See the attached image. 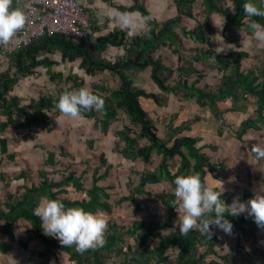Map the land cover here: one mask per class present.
Instances as JSON below:
<instances>
[{"label": "trees", "instance_id": "1", "mask_svg": "<svg viewBox=\"0 0 264 264\" xmlns=\"http://www.w3.org/2000/svg\"><path fill=\"white\" fill-rule=\"evenodd\" d=\"M174 2L179 19L169 21L163 26H160L155 21L149 22V12L140 6H135L130 10L140 12L143 15L144 21L149 22L151 30L144 36L135 38L128 44L125 34L114 33L106 39H100L95 43H92V37L89 44H74L63 36L47 35L30 46H18V48L11 52L7 68L3 72H0V117L5 118L4 121H0V134L5 131L7 126L15 123L14 116L23 118V122L18 126L32 135L41 134L43 131H46V134H50L52 124H56V117L60 113L54 105L58 101L60 94L72 91L71 89L60 91L57 96H50L41 92L38 97L30 96L28 102L22 97L23 95L13 92L21 80L35 77L36 71L39 68L47 69L52 80H64L67 84L71 83L72 88L74 87L76 90L86 86L82 80L74 75L65 77L62 73L53 74L51 69L57 66V63L49 59V56L60 53L63 56V60L69 63L81 61L80 69L90 79L96 78L99 74H107L118 80V87L114 90H111L101 82L91 84L93 86L92 93L104 100V108L99 112L95 110L84 112L83 116L84 119L95 120V124L101 128V133L105 136H110L114 132L115 134L113 135H115L116 141L113 150L122 154L123 160L131 161V163L135 164L137 174L140 176V185H128L132 187V191L130 195L124 198L125 202L135 204L136 196L141 194L152 197L150 193L152 191L149 190L147 183L168 182L175 188L173 181L180 175L199 174L202 182L209 186L206 176L208 174L213 175L214 170L218 168L225 170V167H216L215 164L211 163L208 155L202 153L204 146H198L199 142L202 141L201 138L183 135L185 132H190L193 126L200 121V118H191L178 127H174L173 125L168 126L167 138L162 139L159 135L157 123L149 117V113L141 105L140 100L141 98L152 99L156 106L161 109L167 107V100H164L163 97L155 93L147 92L145 89L134 86L133 80L127 78L125 72L132 69L139 71L149 69L151 79L161 90V93L166 96L173 95L178 102H181V100L191 102L193 100L200 108H208L211 114L214 117H218L219 122L221 121L220 126L224 125V121L221 118V114L216 110V104L225 103L228 99L236 103L240 98H243V100L254 98L257 103V118L243 121L235 133L236 138L242 140V137L249 129L260 131L264 127V71L244 73L241 68L243 58L247 55L245 53L233 52L226 57H219L213 54L211 52L213 50L208 42V34L204 31V28L210 31L208 18L212 14L220 15L225 20L226 26L224 31H227L231 27L238 30L243 28L244 24L238 21L237 17L232 14L231 9L226 8V4L232 7L235 6L237 13L240 16H244L243 4L247 0H201L207 17L204 25L197 27L193 31L182 32L185 38L193 40L201 48L197 50L193 57L187 56L191 58L192 63L203 62L205 61L204 59L213 56L216 67L224 75L221 76L220 84L216 88V91L212 92L206 87H196V83L190 82L192 74H184L182 68H179L178 73L181 75V79L176 85H171L175 72H173V69L165 67L161 58L155 60L154 55L159 51L160 47L166 46L167 43L170 48H178V35L174 30L178 28L182 17L194 19L193 6L198 0H174ZM252 2L257 7L264 8L263 4H259V0H252ZM255 19L264 25V18L257 17ZM109 47L122 48L125 52L124 59L117 60L115 63L104 60L103 54ZM173 53L179 56V63L182 62V59L184 60V55H180L179 49L174 50ZM12 72L15 74L14 77H10ZM25 100L27 103H25ZM51 113L54 116L52 118L50 116ZM121 113L122 117L119 119ZM124 115L130 120V125L126 123ZM121 123L123 126L122 130H118V125ZM218 134H222V128L219 129ZM143 141L147 143L143 144ZM119 143L122 144V147H119ZM86 144L89 149H93L95 141L89 140L86 141ZM59 147L64 149L62 144H59ZM62 151L63 156H66L65 151ZM0 153L5 155L9 160L14 158L12 154L7 153V139L5 138H0ZM48 153V158L44 163L47 165L53 164L55 162V154L51 151H48ZM99 159H104L103 162L107 164L104 154H101ZM178 160H180V163L177 165ZM157 161L158 163L155 164ZM139 162L146 166L144 171L137 169ZM101 164L100 166H102ZM152 165H155L154 169H147V167ZM105 168L104 174H100V167H96L93 170V174L89 175L92 179V186L88 190L85 187V181L87 180L85 174L87 172L90 173L89 169L80 174L70 172L68 176H63L60 180L49 179L48 173H44L42 175L43 182L41 186L27 190L23 202L6 205L8 212L6 214L0 213V220H4L7 224L18 219L25 220L32 226L30 232L47 249H61L67 252L72 260H75L77 263H82L81 259H83L87 262L92 261L93 264H105L104 260L106 257L99 255V253L102 251L109 252L117 246L115 235H107L105 233L106 244L102 248L88 250L84 253L73 252L70 247H63L58 239L46 236L41 228L39 217L34 215V210L37 207L36 204H32L31 206L26 205L31 193H38L47 196L49 199L60 200L66 208L82 207L86 211L93 213H97L98 211L110 213L113 210V206L108 202L110 196L106 188L100 185V182L109 176L110 169L108 166ZM174 170L176 172L172 173ZM131 182L133 183V179ZM69 188L73 189L75 194L78 195L86 193L89 199H69L67 197ZM147 190L150 192H147ZM249 198V192L244 190L239 200L246 203ZM158 199L164 205V209L170 210V208L176 206V199L172 192H164ZM221 199L225 204L232 203L231 197L226 193L222 194ZM136 209L141 210V207L138 206ZM174 214L173 210L172 215L174 216ZM226 219L233 225L232 233L238 238V247H241L243 239L256 243L258 236L264 234V229L258 228L253 219L247 216V214H241L238 217L226 216ZM168 227L170 226L164 225L162 222L141 223L135 230L136 233L139 230L142 231L139 248L144 247L149 239L156 237L154 233ZM213 238L212 236L211 240H209L203 235L200 239L188 236L182 237L179 240L174 235L162 240L155 252L162 254L165 249L178 244L181 246L178 264H205L201 258L192 256V253L199 246L198 243L204 242L207 246H212Z\"/></svg>", "mask_w": 264, "mask_h": 264}, {"label": "crops", "instance_id": "2", "mask_svg": "<svg viewBox=\"0 0 264 264\" xmlns=\"http://www.w3.org/2000/svg\"><path fill=\"white\" fill-rule=\"evenodd\" d=\"M20 2L23 4L25 0H20ZM77 2L85 12L90 24L93 26L94 35L92 43H95L100 39L104 40L111 34L121 33L126 35L128 44L135 38L144 36L151 30L149 22L155 21L160 26H163L167 22L175 20L173 19L174 0H77ZM259 2V4L264 5V0H259ZM199 3L202 8V2ZM13 6H16V0H14ZM135 6H140L149 12L150 18L147 24L145 23L143 15L140 12L130 11ZM194 7L198 8V5L195 3ZM229 9H231L232 14L237 17L238 21L243 23L244 26L240 30L231 27L228 28L227 31H224L226 26L225 20L220 15L212 14L208 18L210 23V31H207L204 28V31L208 34V42L213 50V52H211L219 57H226L228 54H232L233 52L245 53L247 55L243 58L241 68L244 73H257L264 71V42L252 40L250 31L247 29V25L244 23L243 15L240 16L236 9L232 11V6L229 7ZM198 18H196V20ZM206 18L207 17L205 15L203 18V24H199L197 22V25L193 30L199 26H203ZM186 20L192 24L195 19L187 18ZM211 22H213V25ZM212 26L218 30L217 33H215ZM218 35L221 36L223 40ZM216 39L219 40V43H217L215 51V48L213 49L212 43ZM13 40L16 39L14 38ZM250 40L251 44L249 43ZM191 41L194 42L193 40ZM166 46L168 47V43ZM16 48H18V45L15 47V49ZM200 48L201 47L198 45V50ZM176 49L178 48L168 47L170 54H173L172 52ZM157 53L158 55L165 57L166 61L167 59L169 60L168 54H164L160 51ZM124 56L125 52L122 48L109 47L103 54V59L110 63H115L117 60L124 59ZM52 57L54 56H49V59L53 60ZM183 58L184 60L182 59L181 64L190 59L188 56H183ZM204 60L205 61L203 62H199L200 65H202L201 63L205 64V66L203 65L200 70L195 69L193 67V63L189 64L188 62L186 72L192 74L190 77V82L196 83V87L202 88L207 86L209 91L215 92L216 88L220 84V78L224 75V73L221 70L219 71V69L216 67L213 56ZM53 61L57 64H60V67H65V65H61L60 59H55ZM176 63H178V61H176ZM74 64L77 65L75 66L76 71L65 68L62 69L64 75L67 72L68 75L74 74L78 78L86 77L89 83H86L87 86H90L91 83H97L95 78L91 79L94 82L90 81V78L87 77L85 72L80 69L81 61H77ZM207 64L211 65L207 66ZM53 68L51 69L52 72ZM69 68H71V66H69ZM39 69L36 71L35 77L21 80L20 82H22V86L23 82L25 81H42L44 76L49 74L47 69H45V73L39 71ZM178 69L179 67L177 66L176 70ZM203 70H205V72L201 73L200 71ZM184 71L185 70H183V72ZM176 72L178 73V71ZM56 73H61V70ZM193 74H195V77H193ZM125 75L127 78L133 80L134 86L140 89H145L144 84H147L151 90L147 91L145 89L147 92L155 93L156 95L163 97V95H161L163 94L161 93V90L152 81L151 72L149 69L146 71H139L137 69L127 70ZM49 80L48 83H50ZM153 84L156 85V89L159 90L160 93L151 87ZM21 88L22 87H15L13 92L20 94L18 90ZM39 93H41V91H38L34 96L33 94H30V96L36 97ZM20 95H23L22 97L26 99V95L22 94V92ZM169 97L170 95H165V100H167L166 98L169 99ZM142 99L143 98H141L140 103L143 106ZM145 102L146 105L148 104L147 108L155 106L156 109H161L156 106L152 99H145ZM25 103H27L26 100ZM179 103H188L190 106L199 107L195 102H193V100H191V102H187V100H181ZM201 109H203L201 114H194L195 116H191L187 119L189 120L191 118L200 116V121L193 126L190 132H185L183 135L186 134L185 136H192L195 138L199 137L202 141H204V138L201 136L202 134L195 132V127L200 126L203 134H205L206 131L211 132L210 130H213L214 139L212 145L204 146V144H201L200 147L204 146L202 153H205L206 155H208V153L205 152L204 149L208 148L209 150H214L215 154L213 158L208 155L211 163L215 164L216 167L224 166L225 170L218 168L214 170L213 175L208 174L206 176L207 184L210 186V188L218 189V185L215 180L223 181V193H226L229 197H231L232 201L234 200V195L232 194L236 193V189L241 184H243L244 187L240 188L241 192H237L238 199L242 197L244 190L249 192V200L252 199L255 194L264 195V159L258 160L248 154L252 153L250 151L252 145H258L264 148V127H262L260 131L249 129L242 137V140L237 139L235 135L243 121H246L250 118H257L256 100L254 98H248L244 100L243 98H240L238 102L233 103L228 99L225 103L216 104V110L219 114H221V118H223L224 121L223 126H220L221 121L218 122L216 120L218 117H214L208 108H200V110ZM13 119L15 123L13 125L7 126L5 131L0 134V138L7 139V153L14 156L12 160H9L5 155L0 153V213L6 214L8 212L6 205L11 203L13 204L15 202H23V198L27 190L39 188L43 182L42 175L44 173H48L49 179L60 180L62 179V174L68 175L70 172L80 174L89 169L90 173L87 172V174H85L87 179L85 181V187L87 190L91 188L92 179L89 175L93 174V170L97 166L92 167L89 164V156L91 153L90 150L93 149L89 150L85 140L81 141L83 147L80 151L66 148V156L59 155V150H57V147L55 150L47 148V137H43V141H41V147L37 149L34 145H31L32 140H25L24 135L26 131L18 126L23 122V118L14 116ZM19 119H21V121ZM4 120L5 118L0 117V121ZM213 121H215V123H213ZM206 124L207 126L212 127L207 129ZM180 125L181 124L175 125L174 127H178ZM12 127L18 133H14V136H9V130ZM220 128H222V135L218 134ZM53 129L54 128H51V131ZM51 131L49 132L50 134ZM43 133L46 134L47 132L43 131L41 134ZM50 134L46 135H48L53 141H56L59 137L58 133L57 139H52ZM258 136L262 137V139H253L254 137ZM106 137L112 136L110 135ZM74 140L75 141L72 143L80 142L76 135L74 136ZM112 140L104 142L103 145L108 148L104 149L100 155H105L107 166L110 169L109 176L106 180H104V182L108 181V183L107 185L106 183H102V186L106 188V191L110 196L108 202L111 206H113V210L110 213L103 211H98L97 213H102L104 215V218L107 220L106 234L115 235L117 246L109 252L102 251L99 253V255L106 257L104 260L105 264L109 263L111 260L116 261L118 264H178V256L181 246L178 244L173 245L165 249L162 254L156 253L155 250L160 246L162 240L174 235H176L179 240L182 237L188 236H193L200 239L203 235L200 232L192 231L186 236H180L179 228L176 224L178 219V213L176 212V209L178 208L179 202L176 200V206H173L170 208V210L167 208L164 209V205L158 199V197L163 192L161 194H156V191H154L159 184L165 187L166 185L169 186L170 183L168 182L147 183L149 190L152 191L150 192L147 190V192H150L152 197H149L146 194L137 195L135 204H132L131 202H125L124 200L126 196L130 195V192L123 194L119 193L118 195L111 194V192H113V190L118 187L113 186L112 188V185H110V182L112 181H116L118 184H120L119 186L140 185V179H133L132 183L130 182V177H128L127 180L117 177L114 178V176L120 173L121 170H130L131 168H134L135 164L133 162L131 163V161L123 160V158L119 156L118 158L120 161L118 163L114 162L119 159H115V151L112 148ZM220 140H222V142H220ZM17 141L19 144L16 147H11V144ZM28 141H30V143H28ZM202 141H200L199 144ZM235 142L237 143L232 145ZM223 143L227 150H229V156H232L231 154L233 153L238 154V157L233 155L232 157H229L231 159H227L229 162L228 165L235 167L237 170L235 171V169H233V172H231L232 177H234L233 179H221L216 173L219 171L221 174L229 176L226 172L227 166L224 163L226 159L219 162L217 160H213L216 155L224 154L222 148ZM57 145L59 144H56V146ZM86 147L88 149H86ZM48 151H51L55 154V162L49 165L44 163V161L48 158ZM107 154H113V160H110L106 156ZM77 159L86 161L88 164L84 162H78ZM243 159L247 162L241 163ZM56 162L57 164H55ZM255 166H258L262 169V176H256L254 171ZM145 168L146 167H137V169L140 171H144ZM147 169L149 168L147 167ZM105 170L106 168H103V171L100 170V174H104ZM243 170L247 174L246 178L240 176V172ZM72 190L69 188V194L67 196L69 199H89V196L86 193L78 195L75 194L74 190ZM172 190L173 187L169 186L166 192L173 193ZM42 197L45 196L38 193H31L30 197L27 199L26 205L31 206L32 204H36V206H38L41 203ZM138 206L141 207V210L136 209ZM173 210L175 212L174 216L172 215ZM151 222H162V224L169 225L170 227L154 233L156 237L149 239L144 247L139 248L142 238V231L139 230V232L136 233L135 230L141 223L148 224ZM31 228V224L23 219L15 220L10 224H7V222L4 220H0V264H86L92 262H87L81 259L82 263H77L75 260H72L71 256L67 252H64L61 249H47L46 246L30 232ZM212 232L214 233L212 246L209 247L204 242L198 243L199 246L195 248L192 256L201 258L205 264H264V234H260L258 236L256 243L243 239L241 247H238V238L233 233L231 235H226L223 231L216 228H212ZM225 246H227V248ZM70 248L71 251H76L74 246Z\"/></svg>", "mask_w": 264, "mask_h": 264}, {"label": "clouds", "instance_id": "3", "mask_svg": "<svg viewBox=\"0 0 264 264\" xmlns=\"http://www.w3.org/2000/svg\"><path fill=\"white\" fill-rule=\"evenodd\" d=\"M13 2L14 0H0V46H8L29 19L27 5L16 0L14 7ZM234 10L235 6L232 11ZM243 13V20L252 40L264 42V25L255 19L264 18V8L257 7L252 0H247L243 4ZM249 43L251 44V40ZM54 106L62 116L82 120L84 112L102 111L104 100L93 94L89 88L82 87L60 94ZM250 151L256 159H264V148L252 145ZM215 182L218 189L203 183L199 174L180 175L174 179L173 194L179 202L176 224L180 236L197 231L211 240L214 235L212 228L231 235L233 225L226 216L238 217L244 213L253 219L258 228L264 229V195L255 194L246 203L236 198L231 204H225L221 199L224 192L223 181ZM34 215L39 217L43 233L58 239L63 247L74 246L77 252L84 253L102 248L106 244L107 220L102 213L86 211L82 207L66 208L60 200L45 196L35 208Z\"/></svg>", "mask_w": 264, "mask_h": 264}, {"label": "rangeland", "instance_id": "4", "mask_svg": "<svg viewBox=\"0 0 264 264\" xmlns=\"http://www.w3.org/2000/svg\"><path fill=\"white\" fill-rule=\"evenodd\" d=\"M201 0H198V2H196V4L198 5V8L197 7H194L193 6V18L195 19L193 21L192 24L189 23V21H187L186 17H182L181 18V22H179V26L177 29L174 30V32L178 35V43H177V46H178V49L180 51V55H184V56H191L193 57L194 54L197 52L198 50V44L194 43L191 41V39H186L184 38V36L182 35V32L183 31H191L194 29V27H196L197 25V22L199 24H203V18L205 17V11H204V8L202 9L201 6H200V3ZM24 4V3H23ZM80 6V5H79ZM81 7V6H80ZM200 7V9H199ZM229 8L231 6H229V4H226V8ZM173 15H174V18L175 20H178L179 19V16H178V13H177V10H176V5H175V2H174V5H173ZM199 17V18H198ZM196 18H198L196 20ZM147 24V22H145ZM212 25H213V22H211ZM213 30L215 31V33H217L218 30L215 29L214 26H212ZM56 36V35H55ZM61 36V35H60ZM214 39V38H213ZM217 43H219V40L216 39L214 40V42L212 43V46H213V49L216 51V45ZM17 42L16 40H12L11 43L8 45V46H0V72L5 70L7 68V65H8V57H9V54H11V51L12 50H15V47H17ZM175 48V47H174ZM185 48V49H184ZM159 51L164 53V54H168L169 55V60L167 59V61L165 60V57H162V55H158V53H156L154 55V58L155 60H157L158 58H161L162 60V63L164 64L165 67H169L171 69H173V72H175L174 76H173V79L171 80V85H176L177 82L181 79V75L179 73H177L176 71V67L178 66L179 68H182L183 70H185L183 73L184 74H187L186 72V68H187V65H188V62L189 64L192 63V60L191 58L188 59L186 62L184 63H179L178 61V55L175 53L173 54H170V51L168 50V47L167 46H162L159 48ZM169 52V53H168ZM213 52V51H212ZM53 60L55 59H60V63L61 65H65V67L61 66L60 67V64H57L56 67L53 68V74H58L56 72L60 71L61 70V73H63L62 69H71V70H75V65L74 63L71 64L69 63L68 61H64L63 58H62V55L60 53L56 54V56L54 55V57H52ZM176 61H178V63H176ZM77 62V61H76ZM202 65H200L199 63H193V67L195 69H201L202 66L205 64L201 63ZM211 64H207V66H210ZM69 66H71V68H69ZM39 71H42L43 73L46 72L45 69H39ZM15 72V71H14ZM14 72H12V74H10V77H14L15 74ZM201 73L202 72H205V70L203 71H200ZM52 74V73H51ZM64 74V73H63ZM65 75L69 76L68 73L66 72ZM64 75V76H65ZM74 75V74H73ZM72 75V76H73ZM50 74H48L47 76H44V78L39 81H33V82H23V86H22V82H19L18 85L16 86L17 88H20L22 87L21 89H19L18 91L22 92V94L26 95V100L28 102V99H30V94H33L36 95L38 91H41L43 92L44 94H48L50 96H57L60 91H66L67 89H71L72 91L73 90H76L74 89V87L72 88V84H67L64 80H52L50 77ZM75 76V75H74ZM66 77V76H65ZM193 77H195V74H193ZM81 77H79L80 79ZM45 79V80H44ZM51 79V80H49ZM82 81L84 82V84L88 83V79L86 77H83L81 78ZM80 79V80H81ZM48 80L50 81V83H48ZM41 81V82H40ZM90 81H92L90 79ZM95 81L97 82H101L103 83V85H107L111 90H114L118 87V80L117 78H112L110 77L109 75L107 74H104V75H97V78H95ZM206 81V79H205ZM43 82V84H42ZM47 82V83H46ZM94 82V81H92ZM37 84H40V85H37ZM51 84V85H50ZM89 84V83H88ZM92 84V83H91ZM90 86L86 84V88H89L91 91L93 90V86ZM94 84V83H93ZM71 85V86H70ZM144 87L147 91H151L149 86H147V84H144ZM151 87H153V89H156V85H152ZM207 88V86H204L202 88ZM157 90V89H156ZM159 91V90H157ZM160 93V91H159ZM163 95V99L165 100V95L164 94H161ZM39 94L36 96L38 97ZM142 102H143V107L145 108V110L149 113V117L155 121L157 123V126L159 128V135L162 139H165L167 138V135H168V126L170 125H179V124H182L184 122L187 121L188 118H190L191 116H195L194 114H201V112L203 111V109L200 110L199 107H196V106H190L188 103H179L178 100L174 97V96H170L169 99L167 98V104L168 106L166 108H163V109H156L155 106L153 107H149L147 108L148 104L146 105V102H145V99L143 98L142 99ZM150 104V103H149ZM103 114V112H102ZM121 116H119V119H121L122 117V113L120 114ZM51 118L54 117L53 114L51 113L50 114ZM56 116V115H55ZM200 119L201 117L198 116ZM124 118L126 120V123L128 125H130V120H128L125 115H124ZM21 121V119H19ZM218 122L219 120L216 119ZM56 121L57 123L56 124H52V127L51 128H54L52 131H51V134L50 136L52 137V139H57L58 137V133H59V137L56 141H53L51 140V138L46 135V134H37V135H32L31 133H28L26 131L25 135H24V138L25 140H32L31 142V145H34L37 149L41 147V141H43V137H47V148L49 149H54L57 147V150H59V155H63V151H65V149H74L75 151H80L83 147V144L81 143V141H89V140H94L95 141V145H94V148L93 150H90L91 153H90V161H89V164L92 166V167H100V170L103 171V168H105L107 166L106 163H104V159L100 160L99 159V156H100V153L108 148V147H105L103 144L105 141H108V140H112V147L114 149V143L116 141V137L114 132L113 134H111L112 137H106L104 134L101 133V128L95 124V120L93 119H82V120H73L71 118H68V117H65V116H62L61 114L56 117ZM213 123H215V121H213ZM212 125V123H211ZM207 126V124H206ZM226 126V125H225ZM122 123L118 125V130H122ZM209 127H212V126H207V129H209ZM206 131V130H204ZM211 132H208L206 131L205 134H203V132L201 131V127L200 126H196L195 127V132L199 133V134H202L201 136L204 138L200 144H198L199 146H201V144H204L205 145H212V142H213V130L211 129L210 130ZM9 136H14V133H18L14 130V128H10L9 130ZM262 133V132H261ZM223 134V132H222ZM221 134V135H222ZM77 136L79 141L80 142H74L72 143L74 140V136ZM186 135V134H184ZM254 140L256 139H262V137L258 136V137H254L253 138ZM72 140V141H70ZM220 142H222V140H220ZM28 143H30V141H28ZM147 142L146 141H143V144H146ZM237 142H235L234 144L232 145H235ZM18 141L17 142H13L11 144V147H16L18 145ZM56 144H62L63 145V148L64 149H61L59 147V145L56 146ZM119 147H122V144L119 143ZM222 148H223V153L224 154H221V155H216V157L213 159V160H217L218 162L219 161H223L226 159V161H224L225 165L227 166V169H226V172L229 176H226L225 174H221L219 171H217L216 173L218 174V176L221 178V179H233L234 177H232L231 175V172H233V169L236 170L235 167H231L229 166V162L227 161V159H231L229 157H232L233 155H235L236 157H238V154H231L232 156H229V150H227V148L225 147L224 143L222 144ZM86 149H88L86 147ZM115 151V150H114ZM205 152L208 153V155H210V157H214V150L212 149H204ZM108 153H111V152H108ZM250 154L251 156H253L254 158H256L254 156V154L252 153H248ZM115 155V159H119V157L122 156V154L118 153L117 151H115L114 153ZM110 160H113L112 157H113V154H107L106 155ZM62 157V156H60ZM106 157V158H107ZM107 158V159H108ZM85 159V158H83ZM109 160V161H110ZM78 162H84V163H87L86 161H81L80 159H77ZM101 161V163H100ZM120 161L117 160V161H114L116 163H118ZM159 161V160H158ZM158 161L155 163L157 164ZM242 162H247L246 160H242ZM180 163V160L177 161V165ZM227 163V164H226ZM100 164L102 166H100ZM106 164V165H105ZM139 165H137V167H146L144 166L141 162L138 163ZM157 166V165H156ZM149 169H154L155 168V165H152L150 167H148ZM96 169V168H95ZM67 171V170H66ZM254 171H255V174L256 176H262L263 175V172H262V169L258 166H255L254 167ZM176 171H172V173H175ZM69 174V173H68ZM233 174V173H232ZM240 176L246 178L247 177V174L245 173V171L243 170L242 172H240ZM63 176H68L67 174H62V177ZM122 178V179H126L128 177H130V182L132 179H140V176L137 174V170L136 168H131L130 170H121L120 173L116 174V176H114V178ZM107 179V178H106ZM105 179V180H106ZM102 183L107 185L108 181L107 182H100V185L102 186ZM110 185H112V188L113 186L114 187H117L116 189L113 190V192H111V194L113 195H118L119 193H127V192H130L132 191V187L131 186H128V185H125V186H119L120 184H118L116 181H112L110 182ZM169 186H171L169 184ZM168 185L165 186H161V184H159L154 191H156V194H161L162 192H166L167 189L169 188ZM164 187V188H163ZM244 187L243 184H241L240 186H238V188L236 189V193H233L232 195H234V199L237 198L238 194L237 192H241L240 191V188ZM227 189V188H226ZM163 190V191H162ZM121 191V192H120ZM174 192V188L172 190ZM162 193V194H163ZM149 221V220H148ZM152 223V222H151ZM243 241V240H242ZM111 262H115L114 260H111L109 261V263L107 264H110ZM86 264H93L92 262H89V263H86Z\"/></svg>", "mask_w": 264, "mask_h": 264}, {"label": "built area", "instance_id": "5", "mask_svg": "<svg viewBox=\"0 0 264 264\" xmlns=\"http://www.w3.org/2000/svg\"><path fill=\"white\" fill-rule=\"evenodd\" d=\"M24 4L29 19L16 34L18 46H30L47 35H61L74 44L91 42L93 26L77 0H25Z\"/></svg>", "mask_w": 264, "mask_h": 264}]
</instances>
